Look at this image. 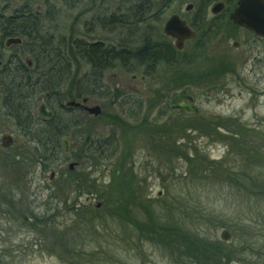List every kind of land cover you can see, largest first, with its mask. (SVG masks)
<instances>
[{"label": "rangeland", "instance_id": "obj_1", "mask_svg": "<svg viewBox=\"0 0 264 264\" xmlns=\"http://www.w3.org/2000/svg\"><path fill=\"white\" fill-rule=\"evenodd\" d=\"M23 1L0 0V13L13 14ZM31 1L42 14L45 35L57 41L63 37L65 42L72 38L131 49L141 46L146 35L163 40L165 18L177 11L191 18L186 7L196 0ZM146 4L168 5L164 20L144 21L147 15L142 16V7ZM197 40L178 52L173 67L164 64L153 75L141 74L143 68L134 72L116 63L105 73L104 82L115 93L113 98L117 94L121 98L94 97L93 105H100L103 115H89L73 132L106 137L114 130L118 154L130 153L127 165L141 180L131 188L148 200L159 222L180 219L185 228L209 239L221 240L222 231L228 229L231 238L226 242L241 246L231 264H255L264 259V162H256L257 151L264 153V43L230 22L199 51L195 49ZM195 54L198 59L192 64L181 60ZM75 68L80 76L89 69L83 62ZM68 86L71 93L66 87L57 97L63 104L75 100V87ZM169 88H173L171 98L166 97ZM187 95L193 97L197 112L174 109L171 102L163 104L166 99L180 100ZM44 101L45 93L36 97V112ZM137 102L143 104L140 119L129 115ZM49 108L69 117L58 106ZM117 113L122 116L117 118L121 124L114 126L111 116ZM7 115L0 112V146L5 135H13L10 146L0 151V264H174L160 246L140 242L138 233L125 221L107 213L93 220L94 213H87L90 207L104 210V202L94 194H81L79 184L72 181L77 174L78 182L87 175L97 180V189L109 187L110 164L115 166L120 156L98 167L76 164L70 170L69 165L76 162L72 154L77 141L72 136L69 149H64L67 155L50 161L49 166H35L27 160L32 154L28 139ZM222 135L229 139L223 140ZM173 145L181 147L174 155ZM181 152H186L185 158L176 157ZM222 163L225 169L220 168ZM247 175L255 180L249 181ZM250 185H259L262 191L253 188L252 194ZM50 207L53 210L46 211ZM128 210L134 214L138 208L131 205ZM30 212L38 218L50 212L49 223L24 221L23 216ZM221 219L226 227L218 226ZM124 234L125 241L119 239Z\"/></svg>", "mask_w": 264, "mask_h": 264}, {"label": "trees", "instance_id": "obj_2", "mask_svg": "<svg viewBox=\"0 0 264 264\" xmlns=\"http://www.w3.org/2000/svg\"><path fill=\"white\" fill-rule=\"evenodd\" d=\"M114 20H116V18H114ZM12 27L15 29L3 32L6 35L21 36L27 35L28 33L35 34L34 38H29L27 36V41H33L37 44L34 50L40 51L39 54L35 55V66L37 64L44 65L42 71L35 73V91L33 96H29L28 93L22 94L20 92L21 88L13 86L4 87V106L18 124L19 132L22 133L30 143L32 154L27 160L35 166H49L52 160L54 161L56 158L59 159V157L65 153L64 138H70L72 136L77 141L75 144L76 149L72 155L79 165L87 163V165L98 167L103 165V161H109L113 157L120 156L115 166H113L112 163L110 164L111 168L109 169V174H111L110 181H112L109 187L101 185L100 189H97L95 187V185H97V180L89 178L87 175L83 176L82 182L77 181V179L80 178L78 177L79 174H77L74 181H72L79 184L77 186L79 187L80 193L84 191L88 194H94L98 199L103 200L105 205L104 210H96V208L93 209V207H90L91 211L87 213H94L91 219L99 220L104 218L107 213L116 220L125 221L126 224L133 227L135 232L138 233L140 242L147 241L160 246L169 252L174 264H231L237 254L240 253V249L238 248L241 246L238 247L235 241L225 243V241L220 239L202 237L192 232L190 229L185 228L179 221L180 219H177L178 221L172 220L171 225L170 221H158V218L152 214L150 210L148 200L145 199L143 194H136V191L134 192L131 188L133 184H139L141 180H139L136 174H133V167L127 165L129 161L127 157L130 153L118 154L120 152L117 144L118 134H115L114 130L107 134L106 137H98L91 133L87 134L85 131L76 135L73 130L77 128V126L87 122V118L84 115L72 117L71 112L63 111L64 115L69 116L68 118L54 113L51 119L43 121L33 114L32 111V105L36 97L44 93L49 94V96L46 97L49 106H58V108L61 109V102L57 97H59L60 93H62L66 87H68L67 93H71L68 85L75 87L72 96L73 99L79 100L85 97L93 99L97 96L99 99H119L121 95L119 97V94H117L115 98H113L115 93L111 92V86H107L104 82V76L108 70H111L114 65L118 63V65H121L126 70L135 72V68L139 67L141 69L143 68L141 74L153 75L155 72L151 70L152 68L160 64H174L178 54V52L176 55L174 53L175 47L166 39L159 41L153 39L146 40L143 38L141 46L131 49L125 47H107L102 42L87 43L83 40L72 38L68 42H65L66 40L63 37L57 41L54 37L45 35L47 31L44 29L39 19L14 20L12 22ZM24 27H27V29L24 30ZM195 49L196 51L201 50L200 46H196ZM45 56L49 58L46 57V61ZM196 59H198L197 54H195L193 58L191 56L182 57L181 60L186 64H192V61L194 62ZM79 62H83V64L89 67L88 71L84 72L81 76L79 71L75 68V64ZM129 65L134 66H131L133 70L130 69ZM24 79L25 81L30 80L28 75H26ZM3 80H23V78H19L16 74L5 72ZM175 100L177 99L174 98L170 101L174 102ZM136 104L137 107L131 106V109L134 111L132 110L133 113L129 115L135 119H140L143 105L141 102H137ZM121 106L124 107L123 104ZM120 117L122 116L119 113H117L116 117L111 116V120H115L113 123L114 126L117 122L121 124L117 119H121ZM223 128L224 127L220 129ZM235 135H237V133H235ZM183 138L184 137H182V139ZM222 139L227 140L229 138L222 135ZM175 147L176 146L173 145V149H171L173 155L181 150V147ZM257 152L256 162H264V153ZM184 154H186V152H181L180 156L176 155V157L185 158L186 156ZM65 159L67 161V157ZM196 168L201 170L198 165ZM220 168L225 169L223 163ZM202 169L205 170L206 168ZM245 177H247L246 179L249 181L255 180L254 176L251 175ZM255 177L258 178V176ZM86 185L88 186L86 187ZM263 185L261 186L263 187ZM82 186L86 188L83 190ZM253 188L257 187H255V185H250L249 192L255 194L254 190L256 189ZM257 189L258 192L262 191L259 185ZM51 196L50 194L48 197L50 198ZM131 205H134L135 209L138 208V211L134 214L128 213V209ZM83 208L85 207L81 206L82 210ZM47 209L46 211L53 210L52 207ZM49 213L50 212H48V214H42L38 218L30 212L23 216V220L35 221V224L33 222L32 225L41 223L47 224L49 223V217H47ZM103 213H105L104 217L102 215ZM207 219L210 220L209 215H207ZM218 226L226 227L227 224H224L223 219H221ZM124 236L125 234L120 236L119 239L125 241L126 237ZM257 262L258 263L255 264H264V259Z\"/></svg>", "mask_w": 264, "mask_h": 264}, {"label": "flooded vegetation", "instance_id": "obj_3", "mask_svg": "<svg viewBox=\"0 0 264 264\" xmlns=\"http://www.w3.org/2000/svg\"><path fill=\"white\" fill-rule=\"evenodd\" d=\"M198 1H199V3H198ZM238 1L239 0H196V1H192L186 7V13L191 17L189 19L186 17V15L183 12H179V11L173 12L166 19L165 18L166 13H167V10L169 9L168 5H166L165 7H163V6L156 7V6H151L149 4L147 6V4H146L143 7H142V5L139 7L140 8L142 7L144 9V10H142V16L147 15V18L144 19V21H146V22H148V21L150 22V19H152V18L154 20H158V22H159V19H161V21H163L165 18L164 25L161 28V34L162 35H160V36L164 37V39H166L167 41L170 40V42L169 41L168 42L175 47L174 53L176 55L177 52H183L186 44L190 43L192 41H195L196 38H198L197 46L201 47V45H203V47L204 46L206 47L208 45L210 38H213L216 35L220 34L223 31V27L225 24H228V22L231 23V14L234 11V9L237 7ZM33 5H34V3L31 0H25V1L21 2L19 8L14 10L13 14H5L4 12L0 13V112L4 111L5 113L8 114L7 116L10 118H12V117H11V115H9V113L7 112V110L4 106V101H5L4 87L5 86H13L16 88H21L20 92L22 94L28 93L29 96H33L34 91H35L34 90L35 73L42 71L44 69V65H38L37 64L35 66V62H36L35 55L39 54L40 51L36 50V49L34 50V47H36L37 44H35L33 41H27L28 37L34 38V36H35L34 33H28L27 35L21 36V35H6L3 31H9V30L15 29L14 27H12V22L14 20H16V21L17 20H24V19L25 20H28V19H30V20H32V19L41 20V18H42L41 12L38 10H35ZM173 16H178L180 20H182L186 23V25L188 26V28L191 31L195 32L194 38L186 39L183 42V49L177 48L175 38L168 36L164 33V28H165L167 21ZM161 21H160V23H161ZM25 22H27V21H25ZM236 28H239L240 30L247 32L251 35H254L251 31L247 30L246 28L237 27V26H236ZM25 29H27V27H24V30ZM199 35H201L200 39H199ZM254 36L257 37L258 40L263 41V43H264L263 38L258 37L256 35H254ZM154 37L155 36L152 34L149 36H147V35L145 36L146 39H154ZM12 38H20L21 42L18 44L11 43L10 45H8L7 44L8 40L12 39ZM19 46L23 47L24 53H21L19 51V49H20ZM236 46H238V45H236ZM22 56H25V57L30 56V59H24ZM46 57L47 56H45V61H46ZM162 66H163V64H160V65L152 68L151 70H154V72H156L157 69L161 68ZM164 66L173 67L174 64H168V65H164ZM146 68H145V70H146ZM5 72L9 73V74H16L19 78L22 77L23 80H3V75ZM26 75L29 76V78H30L29 81H25L24 78L26 77ZM172 89L167 91L169 93L166 95V97L171 98L172 95H174V94H171ZM174 91L178 95V91L177 90H174ZM45 94H46V97L49 96L48 93H45ZM84 99L85 98H82L81 100L83 101ZM87 100H88L87 105H89V106L96 104L95 101H93L90 98H88ZM183 100H186L188 102L190 101L191 103L194 102L193 97H191L190 95H187L186 97H181V99L178 102L183 101ZM161 102H162V100H161ZM170 102H171L170 100L166 99L163 104H167ZM174 104L175 103H173L171 107H173ZM60 105H61V109L63 111L71 112V114H75L76 117H80L82 115H84L86 118L89 117V114L87 113V111H85L84 106L66 107V106H64L63 103H61ZM32 107H33V105H32ZM48 108H49V105H48ZM182 110L187 111L185 108ZM32 111H33V114H35L37 117H39L42 120L41 115L39 113V108H38V111L36 112L34 110V107H33ZM52 111L55 112L53 109H52ZM149 119L152 120L151 118H149ZM156 119H158V118H155V120ZM13 122L16 126V130L19 132L18 124L14 121V119H13ZM5 136H12L13 137L12 134H7ZM0 147L2 148V149H0V151L2 152L3 147H4L3 146V139H2ZM4 148H6V147H4ZM76 164H78V163H76Z\"/></svg>", "mask_w": 264, "mask_h": 264}, {"label": "water", "instance_id": "obj_4", "mask_svg": "<svg viewBox=\"0 0 264 264\" xmlns=\"http://www.w3.org/2000/svg\"><path fill=\"white\" fill-rule=\"evenodd\" d=\"M231 19L235 24L244 26L249 30L253 31L256 35L264 38V0H239L238 7L234 9L231 14ZM164 32L176 38V46L179 49L183 48V42L185 39H190L195 36V32L191 31L186 23L179 19L178 16L171 17L164 28ZM20 38H12L8 40V45L11 43L18 44L20 43ZM87 100H84V103ZM69 106H79V102H69ZM176 108H186L189 111H197V108L194 107L191 103L181 101L175 105ZM85 109L95 116L101 114V107L99 105L88 107L85 106ZM40 115L44 120L50 119L53 117V112L47 108L46 103H42L40 108ZM13 141L12 136L3 137V146L8 147ZM69 140H65L66 149H69ZM76 163H71L69 169L73 170ZM231 238V233L228 229H224L221 233V239L224 241H229ZM246 264V263H242Z\"/></svg>", "mask_w": 264, "mask_h": 264}]
</instances>
